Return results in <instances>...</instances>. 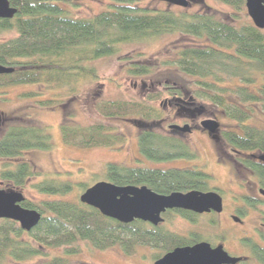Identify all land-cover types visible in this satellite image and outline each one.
<instances>
[{
  "label": "trees",
  "instance_id": "trees-1",
  "mask_svg": "<svg viewBox=\"0 0 264 264\" xmlns=\"http://www.w3.org/2000/svg\"><path fill=\"white\" fill-rule=\"evenodd\" d=\"M215 1L235 12L245 8L244 0ZM8 2L16 9V14L11 19H0V33L16 35L0 43V65L12 68L13 72L0 75V89L43 84L50 90L64 88L69 96H74L84 81L98 79L90 64L115 55L123 44L170 34L186 36L198 43L179 49L175 65L180 72L196 79L197 98L216 105L237 123L240 130L225 131L224 140L236 150L264 154V130L245 123L254 108L264 113V32L252 22L227 23L215 17L204 2H201L202 11L190 12L183 8L191 1L181 8L162 1L170 5L168 9H152L140 6L138 0H107L106 10L91 17H75L68 9L73 6V0ZM232 15L234 20L238 19ZM127 71L130 76L139 77L149 74L151 69L144 64H133ZM169 91L176 94L177 99L183 94L179 88ZM228 94L233 102L225 98ZM159 97V94L151 95L148 100L157 101ZM38 102L50 107L56 101ZM96 110L104 118L134 119L136 124L153 122L160 117L157 108L138 101H102ZM114 130L101 123H60L63 143L84 149L122 145L124 137ZM52 146L46 126H9L0 137V182L12 190L23 189L30 177L40 175L31 163L18 161V158L30 150L49 151ZM137 146L142 157L154 162L197 158L195 151L183 141L148 127L138 133ZM249 166L264 187V166ZM105 177L106 182L117 186L145 185L162 195L206 191L211 179L197 167L160 169L115 163L106 165ZM74 187L87 188L82 183L57 179H44L32 185L46 199L35 202L24 197L21 206L40 213L41 220L29 232L14 221L0 220V264H6L7 259L19 262L44 256V251L60 247L64 249L63 256L48 258L44 264H68V257L80 253L82 242L101 251L118 246L127 255L133 254L137 247L156 249L155 261L175 247L190 243L165 230L161 224L154 227L138 220L122 224L78 200L58 199Z\"/></svg>",
  "mask_w": 264,
  "mask_h": 264
},
{
  "label": "rangeland",
  "instance_id": "rangeland-1",
  "mask_svg": "<svg viewBox=\"0 0 264 264\" xmlns=\"http://www.w3.org/2000/svg\"><path fill=\"white\" fill-rule=\"evenodd\" d=\"M138 1L140 6L152 9H168L170 6L159 0ZM188 1H191L190 5L183 8L186 11H202L204 6L201 2H204L215 17L227 23L236 24L237 22L238 25V23L251 22L245 8L235 12L231 7L215 0ZM106 4L107 0H73V6H69L68 9L75 17H91L106 10ZM232 14H235L238 19L234 20ZM262 31L264 32V29ZM15 35L14 32H1L0 42L10 40ZM194 43L198 41L190 37L170 34L150 41L123 44L115 55L90 64L95 69L98 79L84 81L81 86H78L74 96H69L70 94L64 88L61 90L52 87L50 90L43 84L17 85L0 89V137L12 125H43L47 127L53 145L49 151L30 150L18 158V161L31 163L40 175L30 177L19 192L25 198L35 202L46 199L32 188L33 184L44 179L82 183L88 188L96 182L106 181L105 167L108 163L125 167L160 169L197 167L211 177L208 188H215L223 197L225 205L223 213L216 219L213 218L216 226L204 219L192 225L172 213L166 218L163 216L165 221L161 225L165 230L176 235L187 236L189 233H196L200 240L209 242L222 236L221 228H227L230 223L233 225L230 226V238L237 239L242 231L227 219V212L229 213L233 205H239L240 194L244 191L238 186V179L241 176L240 168L237 164L235 165V161L233 163V160H237L238 157L230 153L231 147L224 140L223 133L240 129L222 109L197 98L195 94L199 86L196 79L183 74L176 67L177 51ZM133 64H144L151 69V72L139 77L130 76L127 70ZM170 88H179L183 92L182 96L177 99L176 94H170ZM29 94H33V97H29ZM155 94L160 95L159 99L149 101L148 97ZM225 98L228 102H233L230 94L225 95ZM48 99L56 102L50 107H43L38 102ZM113 100L146 102L160 111L159 120L142 121V124H136L134 119L102 117L96 110L97 104ZM205 119H214L218 122L217 140H212L203 133L200 122ZM190 120L191 124L198 128L193 133L177 134L168 129L169 125L182 126ZM63 121L82 125L105 124L114 128L113 132L122 135L124 143L114 148L88 149L66 145L60 136V123ZM245 123L247 126L264 130V113L254 108ZM146 127L159 134L176 137L183 141L195 151L197 158L195 160L173 159L160 163L145 159L139 153L137 135ZM0 189L11 188L0 182ZM83 192L84 190L74 187L71 192L58 199L79 201V196ZM80 247V253L68 257V264H153V255L157 253L156 249L137 247L133 254L127 255L118 246L101 251L85 242H82ZM231 247L236 252L242 250L236 243H232ZM44 252V256L19 262L7 259L6 264H44L48 258L63 256L64 249L51 248Z\"/></svg>",
  "mask_w": 264,
  "mask_h": 264
},
{
  "label": "water",
  "instance_id": "water-1",
  "mask_svg": "<svg viewBox=\"0 0 264 264\" xmlns=\"http://www.w3.org/2000/svg\"><path fill=\"white\" fill-rule=\"evenodd\" d=\"M162 1L179 7L188 6L187 0ZM244 7L253 26L259 30L264 29V0H244ZM15 14L16 9L10 7L8 0H0V19H11ZM11 72L12 68L0 65V75ZM200 127L216 137L219 124L214 119H205L200 122ZM168 128L181 133L190 132L188 125L182 127L170 125ZM257 159L264 162V155L258 156ZM23 201L24 196L21 192L0 189V220L14 221L22 230L29 232L39 224L41 214L23 208L21 206ZM79 202L119 223L129 224L138 220L154 227L163 223L162 215L167 210L183 209L200 214L222 211V199L214 191L173 192L162 195L145 185L117 186L106 181L96 182L86 188L79 196ZM232 220L240 221L237 217H232ZM239 260L228 255L221 245L212 248L208 243L200 242L192 246L175 247L153 264H236Z\"/></svg>",
  "mask_w": 264,
  "mask_h": 264
},
{
  "label": "flooded vegetation",
  "instance_id": "flooded-vegetation-1",
  "mask_svg": "<svg viewBox=\"0 0 264 264\" xmlns=\"http://www.w3.org/2000/svg\"><path fill=\"white\" fill-rule=\"evenodd\" d=\"M176 105L180 106L179 104ZM184 125H188L190 128V132H188L187 134L193 133L194 131L198 130L197 126L191 124V120L189 121V123L182 124V126ZM173 131L177 134H181V132L179 131ZM203 133L212 140H217V136L214 137L213 135L208 134L206 131H203ZM230 151V153L238 157L237 160H233V163L235 161V165L237 164L238 168H240L239 171L241 172V176L238 179V186L241 188V190L244 191V193L240 194L241 196L239 199V205H233L229 213L227 212V219L231 220L233 224L236 225V227L241 229V235H239L237 239L232 240L230 238V226L233 225L229 223V226L227 228H221L220 231L223 233L222 236L216 237L214 240L209 242L198 239L199 237L196 235V233H189L187 236L177 235L181 240L184 239L185 241L187 240V243L190 242L189 244H185L179 247L192 246L200 242H206L212 248L221 245L228 255H230L231 257L239 258L240 260L236 264H264V187L260 183L261 179L257 177L254 169L249 166V164L264 166V162L257 159L258 156L264 154L255 151H239L234 148H231ZM211 191L216 192L222 199V211L220 213L210 211L200 214L183 209H173L167 210L162 215V217L166 213H172L192 225H194V223H196L200 219L209 220L212 225H215L216 222H214L213 218L216 219L223 213L225 205L223 197L220 195L218 190L216 191L215 188H209L206 191L200 192ZM234 214H236L237 216ZM232 217H237L240 221L234 222L232 220ZM163 219L165 221L164 217ZM232 243H236V245H238L242 250L236 252V250L231 247Z\"/></svg>",
  "mask_w": 264,
  "mask_h": 264
}]
</instances>
